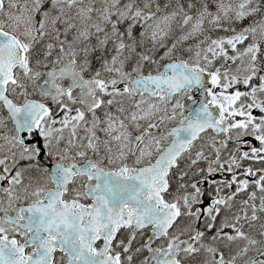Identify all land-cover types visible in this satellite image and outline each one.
Instances as JSON below:
<instances>
[{"label": "snow or ice", "instance_id": "6c2138e0", "mask_svg": "<svg viewBox=\"0 0 264 264\" xmlns=\"http://www.w3.org/2000/svg\"><path fill=\"white\" fill-rule=\"evenodd\" d=\"M0 264H264V0H0Z\"/></svg>", "mask_w": 264, "mask_h": 264}]
</instances>
